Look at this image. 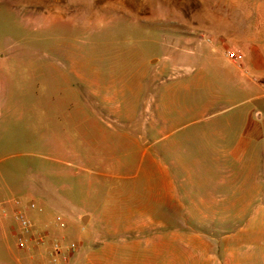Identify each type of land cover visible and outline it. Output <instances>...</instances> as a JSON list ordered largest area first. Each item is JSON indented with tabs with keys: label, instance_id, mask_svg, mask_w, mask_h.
<instances>
[{
	"label": "rangeland",
	"instance_id": "1",
	"mask_svg": "<svg viewBox=\"0 0 264 264\" xmlns=\"http://www.w3.org/2000/svg\"><path fill=\"white\" fill-rule=\"evenodd\" d=\"M1 11L0 39L31 54L25 98L42 103L0 155V264H88L92 226L76 225L66 200L107 210L115 175L193 161L234 131L230 118L264 108L252 98L260 91H241L264 83L248 60L252 46H264V0H61L47 16ZM57 92L60 106L49 102ZM57 243L82 255L54 258Z\"/></svg>",
	"mask_w": 264,
	"mask_h": 264
},
{
	"label": "crops",
	"instance_id": "2",
	"mask_svg": "<svg viewBox=\"0 0 264 264\" xmlns=\"http://www.w3.org/2000/svg\"><path fill=\"white\" fill-rule=\"evenodd\" d=\"M60 2L0 0V12L47 16ZM260 40L258 34L253 42ZM19 45L10 36L0 39V155L12 148L9 134L24 126L30 107L42 103L25 98L23 65L31 54ZM249 52L251 68L264 80V46ZM241 91H260L252 98H264V83ZM59 97L57 92L49 102L64 104ZM227 124L234 131L220 133L215 146L198 151L193 161L188 154L186 162L172 157L170 166L115 175L118 180L107 186V210L88 213L66 200L76 225L92 226L88 264H264V108L246 110ZM3 223L7 234L11 226ZM42 226L47 237L53 235L49 224ZM63 254L68 263L82 255Z\"/></svg>",
	"mask_w": 264,
	"mask_h": 264
},
{
	"label": "built area",
	"instance_id": "3",
	"mask_svg": "<svg viewBox=\"0 0 264 264\" xmlns=\"http://www.w3.org/2000/svg\"><path fill=\"white\" fill-rule=\"evenodd\" d=\"M228 56L230 58H232L235 63L239 64L240 67H242L241 63H242V61L244 59V55L242 54V52L240 50L233 49V50H231L228 53ZM16 217H17V219L19 218V219H22L23 220V227H24L26 233H29L30 232V227H31L32 224L30 222H26L25 221V219H24L25 217L22 215V213H18ZM33 241H36V240L33 239ZM25 242L26 241L24 239H21L20 240L21 247H24ZM42 243H44L43 240L42 239H39L37 241L36 245H40ZM70 251H71V253H68L69 251H66V253H68V254H74V252L72 250H70ZM62 253H63V247L60 244L57 243L55 245V249H54V252L52 253V256L54 258H57Z\"/></svg>",
	"mask_w": 264,
	"mask_h": 264
}]
</instances>
